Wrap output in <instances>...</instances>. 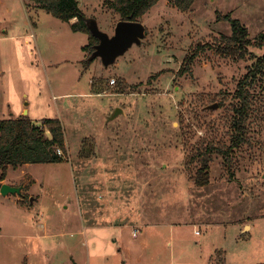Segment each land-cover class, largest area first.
Masks as SVG:
<instances>
[{
  "label": "rangeland",
  "instance_id": "1",
  "mask_svg": "<svg viewBox=\"0 0 264 264\" xmlns=\"http://www.w3.org/2000/svg\"><path fill=\"white\" fill-rule=\"evenodd\" d=\"M78 6L113 33L110 4ZM228 13L251 40L264 32V0L188 11L160 0L141 18L140 45L106 68L88 60L87 34L30 0H0V119L58 118L66 146L65 160L9 165L0 179L21 186L0 194V264H264V136L230 166L212 155L204 185L189 160L251 63L210 47L231 33Z\"/></svg>",
  "mask_w": 264,
  "mask_h": 264
},
{
  "label": "trees",
  "instance_id": "2",
  "mask_svg": "<svg viewBox=\"0 0 264 264\" xmlns=\"http://www.w3.org/2000/svg\"><path fill=\"white\" fill-rule=\"evenodd\" d=\"M46 13L66 22L73 31L88 35V42L82 49L91 53L97 39L86 25V16L78 6V0H30ZM160 0H104L119 14V20L140 21L145 13ZM195 0H172L177 10L188 11ZM75 18V21H71ZM231 26L229 35H220L210 47L216 54L231 60L250 58L247 71L237 80L231 100L222 99L223 112L217 119L204 121L208 132L191 148L190 162L199 163L195 183L209 182V163L212 155H221L223 164L232 165L243 145H249L256 133L264 136V52L256 55L251 47H264V32L253 40L247 27L230 13L224 15ZM190 57V56H189ZM188 59L191 60L192 57ZM187 59V57H185ZM187 60V63L190 61ZM121 81V80H120ZM122 82V81H121ZM219 125L227 134L217 133ZM47 132V135H46ZM264 138V137H263ZM66 146L64 131L58 118H44L42 124L34 123L26 115L18 118L0 119V179L7 167L15 168L25 163H56L65 160Z\"/></svg>",
  "mask_w": 264,
  "mask_h": 264
},
{
  "label": "water",
  "instance_id": "3",
  "mask_svg": "<svg viewBox=\"0 0 264 264\" xmlns=\"http://www.w3.org/2000/svg\"><path fill=\"white\" fill-rule=\"evenodd\" d=\"M86 25L91 34L97 39L93 44L92 52L89 56V61L98 57L102 66L108 67L114 63L117 57L123 55L132 44L140 45L146 34L145 25L140 21L133 20H118L113 28V33L109 34L99 29L97 20L93 17L86 18ZM206 109L218 108L217 103L208 104ZM26 112V110H25ZM122 112L121 108H116L111 118ZM21 186H13L3 182L0 186V194L8 193L20 195ZM33 198H30L32 201Z\"/></svg>",
  "mask_w": 264,
  "mask_h": 264
},
{
  "label": "built area",
  "instance_id": "4",
  "mask_svg": "<svg viewBox=\"0 0 264 264\" xmlns=\"http://www.w3.org/2000/svg\"><path fill=\"white\" fill-rule=\"evenodd\" d=\"M114 82H115L114 78H111V79L109 80V83H110V84H114ZM136 232H137V230H136V229H133V234H135Z\"/></svg>",
  "mask_w": 264,
  "mask_h": 264
},
{
  "label": "crops",
  "instance_id": "5",
  "mask_svg": "<svg viewBox=\"0 0 264 264\" xmlns=\"http://www.w3.org/2000/svg\"><path fill=\"white\" fill-rule=\"evenodd\" d=\"M100 91H98L96 94H99ZM99 227H102V226H94L92 229L94 228H99ZM104 227H110V226H104Z\"/></svg>",
  "mask_w": 264,
  "mask_h": 264
}]
</instances>
